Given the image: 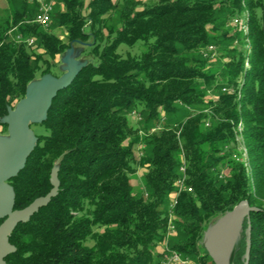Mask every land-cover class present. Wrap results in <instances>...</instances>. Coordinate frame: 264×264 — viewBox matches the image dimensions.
I'll list each match as a JSON object with an SVG mask.
<instances>
[{"label": "trees", "instance_id": "trees-1", "mask_svg": "<svg viewBox=\"0 0 264 264\" xmlns=\"http://www.w3.org/2000/svg\"><path fill=\"white\" fill-rule=\"evenodd\" d=\"M37 8L21 0L0 23V118L30 81L56 76L70 44L88 63L30 126L36 145L8 181L14 209L50 190L54 166L60 185L14 228L5 262L161 264L166 243L212 264L204 231L248 200L259 211L244 219L230 264H243L246 241L248 264H264V0H56L47 28L33 22ZM244 13L246 33L230 27ZM136 44L139 55L117 53ZM182 164L191 192L177 197L169 238Z\"/></svg>", "mask_w": 264, "mask_h": 264}, {"label": "water", "instance_id": "water-1", "mask_svg": "<svg viewBox=\"0 0 264 264\" xmlns=\"http://www.w3.org/2000/svg\"><path fill=\"white\" fill-rule=\"evenodd\" d=\"M81 52V48L70 44L60 58V75L46 73L30 81L24 96L13 108L8 106L6 115L0 118V123L6 126V134L0 135V264H7L5 258L15 252V247L9 243L14 228L28 222L33 214L58 194L60 183L57 166L50 171V190L22 209H14L15 194L8 181L24 168L36 145L37 138L30 126L45 121L52 100L87 65L88 59L81 57ZM258 211V208L249 205L248 200H242L208 226L203 233L202 244L212 264H230V256L244 219ZM243 258V264H248L249 241H246Z\"/></svg>", "mask_w": 264, "mask_h": 264}, {"label": "built area", "instance_id": "built-area-1", "mask_svg": "<svg viewBox=\"0 0 264 264\" xmlns=\"http://www.w3.org/2000/svg\"><path fill=\"white\" fill-rule=\"evenodd\" d=\"M33 1V0H31ZM36 4L38 5L37 12L34 16L33 22L41 26L42 28H47L50 22V15L53 11V7L56 3V0H35ZM233 22H237V19H233ZM17 41H20L21 38L17 36ZM28 45L33 43L32 38H28L25 40ZM213 47L209 46L208 51H212ZM180 177L176 180L175 186L176 191L172 198V201L169 205V213H168V224H167V236L169 234H173L175 229L173 225V213L172 208L174 207V203L177 201V197L182 191L191 192L190 188L185 186V166L184 164L180 165L179 167ZM162 251H165V258H162L161 264H192L188 258H183L180 254L176 253L175 251L170 250L168 244L164 243Z\"/></svg>", "mask_w": 264, "mask_h": 264}, {"label": "rangeland", "instance_id": "rangeland-1", "mask_svg": "<svg viewBox=\"0 0 264 264\" xmlns=\"http://www.w3.org/2000/svg\"><path fill=\"white\" fill-rule=\"evenodd\" d=\"M20 1L21 0H0V23L6 21L8 19H10L13 10L19 5ZM28 1L31 2V0H28ZM86 1H88V0H86ZM242 17H244V16H242ZM235 18H237V17H234V19ZM238 19H240V21L244 22V19L245 18H241L240 17ZM230 27H232L233 29L242 30V26L241 25H238V24H235L233 22V20L230 22ZM57 31H58V29H57ZM246 32H244V33H246ZM58 34L61 36L60 32ZM60 38H62V37H60ZM143 50H144V48L141 45H139V44H136L133 48H128L126 45H120L118 47V49H117V53L122 54L123 56L126 53H130L131 55H139V53L142 52ZM211 54L213 55V58L212 59H214V58L217 59L219 57V52L217 51V48L215 46H213V50H212V53ZM58 64H60V63H58ZM53 73L56 76H59L60 75V72L57 69H55L53 71ZM133 112H135V111H132L130 113V116H128L129 122L131 123L132 126L138 128L140 130L139 131V134L142 135L143 134V131L140 129V124H139L140 117H139V115L137 113H133ZM185 114H186V112H185ZM161 120H162V118H161ZM154 130L155 129H153L152 131H154ZM5 134H6V128L3 127V126H0V135H5ZM134 150H135L134 151V155L136 157H138L140 155L139 151L136 150V149H134ZM246 157L247 156H246V153H245L243 155V158L245 159ZM247 168H249V167H247ZM141 173L142 172L140 170H137L131 176V184H132V186L134 188V192L135 193H139V192L142 191V177H141ZM210 224H211V222H210ZM174 234H175V231H174L173 234H169L168 235L169 238L171 237V235H174ZM191 263L194 264L192 261H191Z\"/></svg>", "mask_w": 264, "mask_h": 264}, {"label": "bare ground", "instance_id": "bare-ground-1", "mask_svg": "<svg viewBox=\"0 0 264 264\" xmlns=\"http://www.w3.org/2000/svg\"><path fill=\"white\" fill-rule=\"evenodd\" d=\"M245 14V13H244ZM244 17H241V18H245L244 19V22L240 21V19H238V17L236 18L237 19V22H234L235 24H238V25H241L242 26V31L243 32H246L247 31V25H246V17L245 15H243ZM240 18V17H239ZM238 130H240V125H238L237 127ZM245 154V152L243 151V155ZM190 191H191V188H190ZM176 205V203H174V206ZM162 258H165V251H162Z\"/></svg>", "mask_w": 264, "mask_h": 264}]
</instances>
